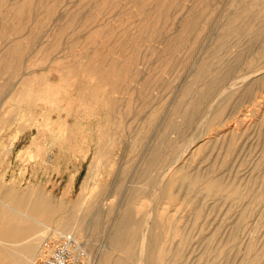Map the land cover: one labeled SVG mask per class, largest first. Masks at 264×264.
I'll use <instances>...</instances> for the list:
<instances>
[{"label":"rangeland","instance_id":"374dc122","mask_svg":"<svg viewBox=\"0 0 264 264\" xmlns=\"http://www.w3.org/2000/svg\"><path fill=\"white\" fill-rule=\"evenodd\" d=\"M263 38L264 0H0V198L35 189L56 206L42 219H99L85 264L129 196L157 237L149 264H264Z\"/></svg>","mask_w":264,"mask_h":264},{"label":"bare ground","instance_id":"6f19581e","mask_svg":"<svg viewBox=\"0 0 264 264\" xmlns=\"http://www.w3.org/2000/svg\"><path fill=\"white\" fill-rule=\"evenodd\" d=\"M241 11V10H240ZM247 14V13H245ZM221 16V15H220ZM223 21V20H222ZM230 22V21H229ZM220 23V22H219ZM237 25V23H236ZM213 28V27H212ZM235 30V29H234ZM230 33V30H226L223 32V34L221 35V45L222 46H227L228 44L226 43L227 42V37ZM210 36V35H209ZM215 37V36H214ZM264 39V38H263ZM235 40V39H234ZM232 40V41H234ZM254 42V41H252ZM207 43V42H206ZM209 43V42H208ZM210 44V43H209ZM227 44V45H226ZM254 44V43H253ZM206 47V46H205ZM225 48V47H224ZM223 49V48H222ZM225 50V49H224ZM222 50V51H224ZM239 50V49H238ZM220 51V52H222ZM246 51V50H245ZM226 56V55H225ZM224 57V56H223ZM224 59V58H223ZM220 60V59H219ZM224 60L220 61V62H223ZM219 62V63H220ZM197 63V62H196ZM237 63V62H236ZM212 64V63H211ZM218 64V62H217ZM223 64V63H221ZM220 64V65H221ZM215 65V64H214ZM263 65V64H262ZM208 66V65H207ZM206 66V67H207ZM213 66V64H212ZM217 66V65H216ZM215 67V66H214ZM237 67V66H236ZM211 68V67H210ZM208 68V69H210ZM205 70V69H204ZM237 70V69H236ZM235 70V71H236ZM258 70V69H257ZM260 70V69H259ZM210 71V70H208ZM256 71V70H255ZM262 71V70H260ZM224 72V71H223ZM222 72V73H223ZM259 72V71H258ZM221 73V74H222ZM256 73V72H255ZM254 73V74H255ZM204 74V73H202ZM210 74V73H208ZM207 76V75H206ZM205 76V77H206ZM221 76V75H220ZM232 76V75H231ZM230 76V77H231ZM258 76V75H257ZM204 77V78H205ZM241 76H239L238 78H240ZM243 77V76H242ZM204 78H202L204 80ZM250 78V77H249ZM208 79V77H207ZM209 79H210V75H209ZM212 79V78H211ZM210 79V80H211ZM230 79V78H229ZM235 79V78H234ZM243 79V78H242ZM248 79V78H246ZM245 79V80H246ZM256 79V78H255ZM221 80V79H220ZM244 80V81H245ZM251 80V79H250ZM258 80V79H257ZM215 80L211 81V83H208L207 85H209L207 87L206 90H204V95H208V93H210L211 89H213L215 87V85H217L216 83H214ZM218 81H219V78H218ZM225 81V80H224ZM238 82V81H237ZM236 82V83H237ZM248 83L250 82L249 80L247 81ZM255 82V81H253ZM238 84V83H237ZM236 84V85H237ZM223 85V84H222ZM257 85V84H256ZM226 87V86H225ZM216 88V87H215ZM214 88V89H215ZM218 88V86H217ZM229 88V87H228ZM227 90V89H226ZM233 90V89H232ZM221 91V90H219ZM223 91V90H222ZM225 91L221 92V94H223ZM231 92V91H230ZM214 93V92H212ZM219 93V92H217ZM245 93V92H244ZM220 94V95H221ZM228 93L226 91V93H224L223 95V99L227 98L228 97ZM218 96V94H217ZM213 98V97H212ZM218 100V99H217ZM216 100V101H217ZM211 101L213 102L214 100L211 99ZM193 102V101H192ZM196 103V101H194ZM215 102V101H214ZM194 103V104H195ZM213 104V103H212ZM193 105V104H192ZM211 107V104L210 106ZM215 107V106H214ZM182 108V107H181ZM219 108V107H218ZM183 110V109H182ZM189 110V109H188ZM214 110V109H213ZM184 111V110H183ZM186 113H187V110H185ZM185 111L183 113H185ZM190 111V110H189ZM194 113V112H193ZM187 115V114H186ZM194 115V114H193ZM202 115V114H201ZM219 115V114H218ZM206 116V115H205ZM215 116V115H214ZM186 117V116H185ZM188 117V115H187ZM217 117V116H216ZM198 118V116H197ZM192 119V118H191ZM185 120H187L185 118ZM199 121V120H198ZM202 121V120H201ZM187 123V122H186ZM196 123V122H195ZM194 126V125H193ZM196 127V126H195ZM187 128V127H186ZM235 128V127H234ZM195 130V129H194ZM169 131V130H168ZM168 133V132H167ZM170 134V133H169ZM171 135V134H170ZM189 143V142H188ZM159 146V145H158ZM184 146V145H182ZM187 146V145H186ZM190 147V145H189ZM181 150V149H180ZM178 152V151H177ZM149 153V152H148ZM184 154V153H183ZM164 155V154H163ZM161 156V157H164L163 159H167L165 156ZM178 155V154H177ZM154 160L156 161V159L159 157V153H156L154 155ZM160 157V158H161ZM175 157V156H174ZM159 158V160H160ZM170 158V156H169ZM172 158V157H171ZM177 158V157H176ZM162 159V160H163ZM175 159V158H174ZM168 160V159H167ZM178 160V159H177ZM166 161V160H165ZM164 162V161H162ZM169 162V160H168ZM178 162V161H177ZM159 163V162H158ZM166 163V162H165ZM174 163V161H173ZM162 164V163H160ZM172 164H169V166L171 167ZM159 166V165H158ZM168 167V166H167ZM181 166L179 167H175L172 168L170 170V175L167 174L168 176L170 177H167V175L163 176L162 177V180H158L159 178H157V184H158V181L163 184V186L165 187H168L169 184L173 183V181L177 178L178 174L181 173V171H183V169L181 170L180 169ZM153 169V168H151ZM163 169V168H162ZM166 171V169H164ZM168 170V169H167ZM181 170V171H180ZM153 171V170H152ZM153 173V172H151ZM165 173V172H163ZM167 173V171H166ZM187 173V172H185ZM182 175H184L183 173H181ZM201 173H199V176H200ZM181 175V176H182ZM197 175V174H196ZM196 175H195V178H196ZM203 175V174H202ZM193 176V175H191ZM197 176V177H199ZM216 176V175H215ZM146 177V175H145ZM179 177H180V174H179ZM178 177V178H179ZM213 177V176H212ZM156 178H154V182L156 180ZM185 178V177H183ZM187 178V177H186ZM194 178V177H193ZM192 178V179H193ZM194 178V180H195ZM205 178V177H204ZM140 179V178H139ZM197 179H200V178H197ZM151 180V179H150ZM149 180V182H150ZM167 180V181H165ZM202 180V179H201ZM205 180V179H204ZM203 180V181H204ZM217 180V179H216ZM212 179L209 181V188H212L217 185V181ZM219 180V178H218ZM177 181V180H176ZM140 182V180L138 181ZM138 182H137V185H138ZM148 182V183H149ZM154 182L151 181V185L154 184ZM175 182V181H174ZM195 183V182H194ZM198 183V181H197ZM203 183V182H202ZM205 183V181H204ZM203 183V184H204ZM221 183V182H220ZM219 183V184H220ZM150 184V183H149ZM161 184H158L157 186L158 187H163ZM175 184V183H174ZM196 184V183H195ZM218 184V185H219ZM137 185H134V186H137ZM148 185V184H147ZM180 185V184H179ZM155 186V184H154ZM195 186V185H194ZM220 186V185H219ZM145 187V186H144ZM163 187L162 190H165ZM173 187V186H172ZM147 188V186H146ZM154 188V187H153ZM157 187L155 186V189ZM216 189H218V186L217 187H214ZM221 188V187H220ZM219 188V189H220ZM149 190V188H147ZM154 189V190H155ZM158 189V188H157ZM136 190V188L134 189ZM148 190V191H149ZM154 190L152 193H154ZM160 190V189H159ZM159 190H157L156 192L159 193ZM161 190V191H162ZM173 190V189H172ZM133 191V190H132ZM146 191V190H145ZM210 191H213V190H210ZM209 191V192H210ZM131 192V191H130ZM151 192V191H150ZM168 192V191H167ZM166 192V193H167ZM170 192V191H169ZM139 193H140V189H139ZM149 193V192H148ZM171 193H173L171 191ZM212 193V192H211ZM134 194V193H133ZM146 194V193H145ZM161 194V192L159 193ZM158 194V195H159ZM39 197L40 194L39 192L37 193V190L35 189H30L29 191L25 192V191H22V190H17L15 189L14 187L10 188L7 193L5 194V196L2 198H0V264H34L37 259H36V256L37 254L40 252V249H41V243L44 239H47V238H50L52 237L54 234L58 233V234H62V235H65V234H68V233H73L75 234V237L79 240H80V235L79 233H81V231H84L86 229L88 230H91L93 231V229H95V227L98 225V220H95L93 221V219H91L92 221H89L86 222L84 219L80 218L78 215H76V212L79 213L78 211L74 212L73 209L72 211H69V212H65L64 210V214L65 213H69L68 215H63L61 216L63 213H59L58 215L61 216L60 218L58 217V219L55 220V217L52 218V219H42L40 218V216H42L43 214V211H47L45 209H48L45 207V205H52V204H48V201L46 204L39 201L41 200L40 197L37 199V196ZM129 195H132V194H129ZM172 195V194H171ZM43 196V195H42ZM149 196V195H148ZM156 196V195H155ZM162 196V195H161ZM160 196V197H161ZM165 196V195H163ZM167 196V194H166ZM45 197V196H44ZM44 197H41V198H44ZM159 197V198H160ZM168 197V196H167ZM172 197V196H171ZM170 197V198H171ZM129 200L128 202H124L123 203H120L118 206V208H113V207H110L108 209L109 211V215L112 213V211H117L116 215H114L113 213V219H110L108 216L107 218H109L110 220H113V223L111 224V221H110V225L112 226H109L111 229H109V231L106 233L107 234V244H105V247H104V254L102 252V255L100 257V260L97 264H125L124 262H122V260H129V259H134V264H140V261H148L147 264H149V261L151 259H154L157 257L156 255L158 254L157 253V237L153 234L154 232V229H153V226L151 227L150 224H144L143 223V226L142 228L140 229V221H136V218H134V215H135V212L133 213V210L134 208L138 209V206L135 207V203L133 201L134 198H131L130 196L128 197ZM131 198V199H130ZM92 199V198H91ZM90 199V200H91ZM95 199V198H94ZM94 199L93 200H88V204L87 205V208L89 209L90 207L93 206V202H94ZM126 199V198H125ZM136 199V198H135ZM43 200V199H42ZM46 200V199H45ZM86 200V199H85ZM149 200V199H148ZM80 202H82L83 204V201H81V199L79 200ZM99 201V200H98ZM103 201V200H102ZM101 201V202H102ZM127 201V200H126ZM79 202V203H80ZM123 202V201H122ZM50 203V202H49ZM138 203V202H137ZM139 203H140V199H139ZM150 203V202H149ZM45 204V205H44ZM83 204V205H85ZM103 204V202H102ZM106 204V203H105ZM152 204V203H151ZM57 205V204H56ZM62 205V204H60ZM82 205V206H83ZM85 205V206H86ZM100 205V204H99ZM104 205V204H103ZM108 205V203L106 204ZM53 207L56 208V206L52 205ZM102 206V205H101ZM105 206V205H104ZM51 207V206H49ZM60 207V206H58ZM74 207V206H73ZM78 207V206H77ZM77 207H75L74 209H76ZM45 208V209H44ZM105 208V207H104ZM52 209L49 208L48 209V212ZM54 209V208H53ZM62 209V207L60 208ZM84 209V208H83ZM86 209V208H85ZM91 209V208H90ZM97 209V208H96ZM95 209V210H96ZM101 209V208H100ZM135 209V210H136ZM140 209V208H139ZM58 210V208H57ZM77 210V209H76ZM87 210V209H86ZM84 210V211H86ZM103 210V209H102ZM134 210V211H135ZM82 211V213L84 212ZM89 211V210H88ZM91 211V210H90ZM106 211V210H104ZM103 211V212H104ZM51 212V211H50ZM73 212V213H72ZM101 211V213H103ZM111 212V213H110ZM88 213V212H86ZM95 213V212H94ZM99 216H100V211L98 212ZM137 213V212H136ZM105 214V213H104ZM83 215V214H80V216ZM87 217H88V214H86ZM85 215V216H86ZM97 215V216H98ZM107 214H105V217H106ZM148 215V214H147ZM147 215L145 218H147ZM38 216V217H36ZM54 216V215H53ZM56 216V215H55ZM84 216V217H85ZM136 216V215H135ZM95 217V216H94ZM111 217V215H110ZM25 218L27 219H33L34 220V223H29L27 225H22L23 222H25ZM154 218V217H153ZM26 219V220H27ZM151 219V217H150ZM105 220V219H104ZM141 220V219H140ZM153 220V219H152ZM100 222V221H99ZM106 222V221H105ZM103 222V223H105ZM109 222V221H107ZM145 222V221H144ZM148 222V220L146 221ZM102 223V221H101ZM149 223H151L149 221ZM159 223V222H157ZM108 224V223H107ZM104 225V224H103ZM154 225V223H153ZM107 226V225H106ZM162 226V225H161ZM100 227V226H98ZM101 227H102V224H101ZM163 228V227H162ZM107 229V230H108ZM39 230L38 233H36L37 231ZM103 231V230H102ZM36 233V234H35ZM83 233V232H82ZM162 233V231H161ZM164 235V234H163ZM105 237V235H104ZM160 238V237H159ZM158 238V239H159ZM163 240V239H162ZM160 241V239H159ZM165 241V240H164ZM105 242H106V239H105ZM160 243V242H159ZM164 244V243H163ZM159 245V244H158ZM160 249V248H159ZM158 249V251H159ZM165 249V248H164ZM162 250V249H160ZM166 252V251H165ZM164 252V253H165ZM118 253H121L118 255ZM114 255V256H113ZM167 255V254H166ZM165 255V256H166ZM103 256V257H102ZM116 256V257H115ZM164 256V257H165ZM113 257L115 258V260H113ZM119 257V260H116L117 258ZM120 257L121 258H125V259H122L120 261ZM102 258V259H101ZM165 259V258H164ZM176 260V259H175ZM131 261V260H130ZM167 261V260H166ZM155 263V261H154ZM161 263V262H160ZM166 263V262H164ZM163 263V264H164ZM170 263V262H168ZM89 264V263H88ZM93 264V263H92ZM130 264V262H129Z\"/></svg>","mask_w":264,"mask_h":264},{"label":"built area","instance_id":"2783aa9c","mask_svg":"<svg viewBox=\"0 0 264 264\" xmlns=\"http://www.w3.org/2000/svg\"><path fill=\"white\" fill-rule=\"evenodd\" d=\"M85 255L82 242L68 233L57 240H46L37 264H85Z\"/></svg>","mask_w":264,"mask_h":264}]
</instances>
